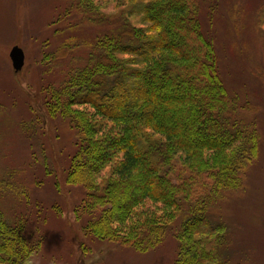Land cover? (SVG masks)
Segmentation results:
<instances>
[{"label": "trees", "instance_id": "1", "mask_svg": "<svg viewBox=\"0 0 264 264\" xmlns=\"http://www.w3.org/2000/svg\"><path fill=\"white\" fill-rule=\"evenodd\" d=\"M76 1L111 27L49 102L80 136L67 182L86 190V231L145 253L177 225V264H232L228 226L210 212L241 188L260 144L242 121L240 99L218 79L200 19L205 0H128L112 17L97 7L104 0ZM83 105L96 117L74 111ZM16 191L0 184V264H35L41 242L2 209Z\"/></svg>", "mask_w": 264, "mask_h": 264}, {"label": "rangeland", "instance_id": "2", "mask_svg": "<svg viewBox=\"0 0 264 264\" xmlns=\"http://www.w3.org/2000/svg\"><path fill=\"white\" fill-rule=\"evenodd\" d=\"M127 5L104 0L97 7L112 17ZM201 6L205 38L219 58L218 79L240 99L242 121L260 144L241 188L224 193L210 215L228 226L227 260L264 264V0H205ZM90 17L75 0H0V184L14 183L19 193L4 196L2 209L11 223L28 222L27 233L41 242L35 264H177L180 226L145 253L99 240L86 231L91 218L80 211L86 190L67 182L80 136L67 116L49 111V102L111 30L108 18ZM15 46L25 53L19 72L10 58ZM74 111L96 117L89 106Z\"/></svg>", "mask_w": 264, "mask_h": 264}, {"label": "water", "instance_id": "3", "mask_svg": "<svg viewBox=\"0 0 264 264\" xmlns=\"http://www.w3.org/2000/svg\"><path fill=\"white\" fill-rule=\"evenodd\" d=\"M10 58H11L13 68L15 69V71L16 72L21 71L25 64L24 51L20 47L15 46L10 52Z\"/></svg>", "mask_w": 264, "mask_h": 264}]
</instances>
